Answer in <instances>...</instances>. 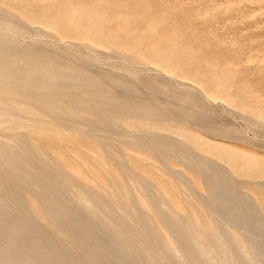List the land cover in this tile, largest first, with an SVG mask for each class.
Masks as SVG:
<instances>
[{
    "label": "bare ground",
    "instance_id": "6f19581e",
    "mask_svg": "<svg viewBox=\"0 0 264 264\" xmlns=\"http://www.w3.org/2000/svg\"><path fill=\"white\" fill-rule=\"evenodd\" d=\"M130 1L134 4L133 10L122 0H0V24L18 29L23 21L42 20L39 22L46 23L59 40L116 51L128 60L149 63L167 74L178 75L177 72L187 67L195 70L198 59L186 54L189 47L183 44L175 22L163 16L152 18L145 0ZM11 3L17 5V14L10 11ZM135 6L141 7L140 14L135 12ZM110 21L115 26L113 33L103 29ZM31 51L16 40L0 37V96L8 97L0 100V117L6 118L7 129L11 126L14 130L25 131L17 144L0 140V264H233L228 253L229 244L237 247L248 264H257L252 258L253 246L249 249L254 252L252 255L245 251L242 237L246 234L240 231L258 241L264 225L254 212L249 213L246 199L237 196L232 187H227L226 180L218 172L208 179L211 194L219 190V195L207 198V204L215 214L224 212L222 217L230 222L233 220L240 229L227 230V241L219 237L222 236L220 232L216 233L210 217L198 213L190 202L176 195L171 181L145 163L144 154L133 153L127 160L132 170L141 174L157 191L156 197L135 191V180L131 181L123 170L110 166L99 152V146L89 142L82 132L73 130L66 136L55 123L43 121L38 107L80 117L83 114L75 108L78 106H71L61 98L77 97L103 106L107 101L104 90H107L96 77L71 69L69 64H58L51 56L52 59H37ZM40 54L43 56L44 53ZM230 81L226 70L212 73L209 79L211 93L228 102H237L242 94L230 91ZM7 82L13 83V87ZM31 89L41 96H36L35 99L40 100L34 101V106L16 100L19 97L31 100L34 95L27 92ZM66 90L73 94L68 95ZM49 96L58 98L50 99ZM121 109L134 114L140 111L138 106L128 102H123ZM151 110L144 109L147 114L153 113ZM23 111L30 121L24 122L15 115ZM129 117L134 119H123L126 125L147 131L158 129L155 126L159 125L148 124L140 117ZM2 125L0 123V127ZM167 130L175 134L180 143L194 146L206 155L212 154L211 149L223 146L184 128ZM231 153L219 152L214 156L233 174L264 175V169L253 157H238ZM47 156L51 158L49 162L45 160ZM51 161L61 167L47 175ZM208 168L202 167V170L209 171ZM189 176L194 188L205 189L199 177ZM74 182L80 184L74 187ZM77 187L81 190L84 187L86 193L92 195L91 199L85 193L89 200L84 199V191ZM17 192L25 196H15ZM233 192L236 196L231 195ZM257 204L264 215V196L258 198ZM180 213H187V223L179 235L171 234L174 224L167 227L165 217H176ZM252 223L261 228L257 234L251 228ZM176 238H186L190 248H184ZM200 239L205 243L199 244Z\"/></svg>",
    "mask_w": 264,
    "mask_h": 264
},
{
    "label": "rangeland",
    "instance_id": "374dc122",
    "mask_svg": "<svg viewBox=\"0 0 264 264\" xmlns=\"http://www.w3.org/2000/svg\"><path fill=\"white\" fill-rule=\"evenodd\" d=\"M122 2L133 10V2L130 0H122ZM144 4L148 6L152 18L160 19L159 17L163 16L170 22H175L176 27L180 29L179 36L183 44L189 47L186 54L189 53L198 59L195 70L187 67L184 71L177 72L178 75L167 74L149 63L128 60L116 51L114 53L108 49L86 46L75 41L59 40L46 23L41 24L42 20H39L41 23L23 21L22 27H17L18 29L0 24V37L16 40L31 48V52L36 55L33 57L37 59L47 60L51 56L53 60L56 59V63L69 64L71 69L96 77L103 83L107 90V92L104 90L107 101L103 106H97L91 101L77 97L61 98L71 106H78L75 108H79L82 112L79 113L83 114L80 117L51 112L40 107L38 111L43 116L41 117L43 121L55 123L66 136L69 135L68 132L78 130L89 142H95L110 166L123 170V173L127 174L130 180L132 179L131 181L135 180V191L143 192V195L148 197L158 196L152 185L141 174L132 170L127 160V156L140 153L144 154L145 163L151 164L171 181L176 195L190 202L198 213L210 217L217 229L216 233L220 232L222 236L219 237L227 241L228 239H225L229 234L227 230L240 231V229L234 225L233 220L230 222V219L228 221L225 216L222 217L224 212L218 211V214H222H215L216 212L207 204L210 196L219 195V190L211 194L208 179L212 173L218 172L217 174H220L224 181L226 180L227 187H232L237 196L246 199L249 213L254 212L264 225V215L257 204L258 198L264 196V175L252 173L250 177L242 172L233 174L223 161L214 156L219 152H232L231 154L238 157H251V159L253 157L254 162L264 169V0H145ZM11 5L10 11L17 14V5L15 3ZM140 8L135 6L137 14H140ZM34 12L37 13L35 10ZM21 28L22 30H19ZM114 28L111 21L103 26V29L109 33L115 32ZM40 52L44 53L43 56ZM221 70L228 71L231 80L230 91L235 94L239 91L238 94H242L241 98L244 97L242 99L247 102L246 105L241 98L236 99L237 102H228L220 98V95L211 93L209 79L212 73ZM7 84L13 87V83L7 82ZM66 91L68 95L73 94L71 90ZM27 92L34 95L31 100L22 97L16 100L34 106V101L41 98L40 93L33 89ZM38 95L40 98L35 99ZM49 98L54 97L49 96ZM7 99L6 96H0V100ZM123 102L138 106L140 113L138 111L135 114L131 111L130 113L129 110L125 112L121 109ZM148 108L153 111V113L149 112L151 115L144 111ZM133 114L148 124L167 126L164 128L160 126L163 131L159 126H155L158 129L147 131L123 123V119L132 118L129 115L134 116ZM15 115L24 122L30 121L25 111L17 112ZM5 121L6 118L0 117V123H3L0 127V140L7 139L11 144H17L19 136L25 133L24 129L14 130L11 126L7 129L8 125L4 123ZM170 128L190 130L205 140L223 146L211 149L212 154H203L194 146L180 143L175 134L174 136L173 133L167 132ZM185 156L187 157L184 158ZM45 160L49 162L51 158L47 156ZM54 163H51L47 175L60 170L61 165ZM195 164H198L201 170L197 169L198 165L196 167ZM202 167L205 169L210 167L208 168L210 172L202 170ZM189 175L199 177V182L205 189L202 191L194 188ZM79 184L74 182L73 186ZM223 184L224 182H221V185ZM82 188L81 190L77 187V190L90 195L86 193L84 187ZM235 192L231 195H235ZM18 193L14 195H24ZM54 195L58 196L51 194ZM91 196H85L84 199L87 197L91 199ZM88 198L86 200H89ZM170 212L173 213V210L171 209ZM176 217L167 216L165 220L169 228L174 224L173 229H170L171 234L174 232L179 235L182 226L187 223L188 215L180 213ZM259 227L251 224L254 233L261 231ZM262 232L261 238L257 241L248 237L247 232L240 231L243 235L246 234L245 238L242 237V244L244 243L247 249L244 248L245 251L252 255L254 252L249 249L253 246L255 253L252 258L257 264H264V229ZM180 239L176 238L179 244L182 243L183 247L188 248L189 243L186 238ZM198 243L202 244L205 241L200 239ZM237 250V247L229 244L228 253L232 261L234 260L232 263L248 264Z\"/></svg>",
    "mask_w": 264,
    "mask_h": 264
}]
</instances>
